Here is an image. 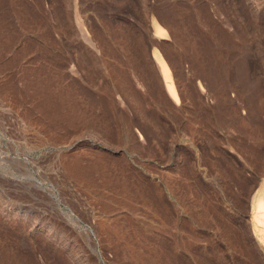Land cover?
<instances>
[{
	"label": "rangeland",
	"instance_id": "1",
	"mask_svg": "<svg viewBox=\"0 0 264 264\" xmlns=\"http://www.w3.org/2000/svg\"><path fill=\"white\" fill-rule=\"evenodd\" d=\"M263 189L264 0H0V264H264Z\"/></svg>",
	"mask_w": 264,
	"mask_h": 264
},
{
	"label": "bare ground",
	"instance_id": "2",
	"mask_svg": "<svg viewBox=\"0 0 264 264\" xmlns=\"http://www.w3.org/2000/svg\"><path fill=\"white\" fill-rule=\"evenodd\" d=\"M170 89H171V87H170ZM171 92H172L173 96H175L178 99V96L173 92L172 89H171ZM254 201H257L256 204H257V210H258V214L256 216L254 215L255 216L254 220H255L256 225L258 227L257 230H259L257 232H260L262 235V234H264V189L256 195ZM258 235H260V234H258ZM259 238L261 239V236Z\"/></svg>",
	"mask_w": 264,
	"mask_h": 264
}]
</instances>
